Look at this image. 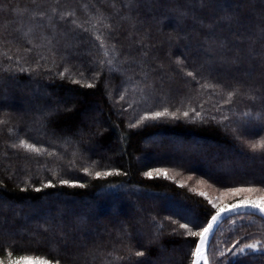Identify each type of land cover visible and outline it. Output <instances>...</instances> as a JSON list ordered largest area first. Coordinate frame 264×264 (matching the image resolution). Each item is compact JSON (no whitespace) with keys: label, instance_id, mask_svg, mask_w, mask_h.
<instances>
[{"label":"trees","instance_id":"obj_1","mask_svg":"<svg viewBox=\"0 0 264 264\" xmlns=\"http://www.w3.org/2000/svg\"><path fill=\"white\" fill-rule=\"evenodd\" d=\"M262 140L264 0H0L3 264H191L179 224L264 194ZM196 179L258 191L221 206ZM256 242L262 218L229 217L209 264H264L233 248Z\"/></svg>","mask_w":264,"mask_h":264},{"label":"snow or ice","instance_id":"obj_2","mask_svg":"<svg viewBox=\"0 0 264 264\" xmlns=\"http://www.w3.org/2000/svg\"><path fill=\"white\" fill-rule=\"evenodd\" d=\"M101 46H103V43H101ZM189 76L193 75L191 72L188 73ZM93 85L91 83H89L87 85V87H92ZM161 115H164V113H156L155 116L159 117ZM185 116H187V113H184ZM20 147L24 148L27 151H32V152H39L41 151V149H38L36 147H34L31 144L26 143L25 141L21 140L20 141ZM251 148L253 151L256 150H264V140L259 141L257 143H253L251 145ZM157 175H167V173L163 170L157 169L155 170ZM108 173H105V175H107ZM97 175L99 176L100 173H97ZM146 176H148L149 178H151L153 176L152 172H148L145 173ZM66 183V182H65ZM254 191H258V189H254V188H234L231 189V193L232 194H237V193H241V192H254ZM209 203H211V201H209ZM213 207H216V205H213ZM227 207V206H225ZM254 210H258L260 214H264V202H257L256 200H251L248 198H245L244 200H241L238 204H233L231 206L230 209H228L229 212H253ZM224 211V209H217L216 215L212 216L211 221H209L208 226L204 227L201 231L197 232L194 231V229L196 228V221L195 220H185L184 222H181L179 224V227L181 229H184L187 231L188 235L196 237H199V241L196 244L195 250L193 252L194 257L197 258V261L195 262V264H198V262L200 260L203 261V264H209L208 261V257L206 255V244H207V240H208V236L210 231L213 228V225L219 220L221 219V212ZM177 221H173V223H176ZM238 244L240 243L239 241L237 242ZM259 247H264L259 245L258 242L256 243H244L242 244V246L240 247H236L235 245L233 246V248L235 249V251L238 254H244L246 250H252L255 251L257 250V248ZM137 256H143L144 253L143 252H137L136 253ZM32 258L30 257H19L18 260H23L25 262L30 261ZM0 264H3V261H0ZM10 264H15V262H10ZM40 264H50V262L48 260H44L42 262H40ZM57 264H59V262H57Z\"/></svg>","mask_w":264,"mask_h":264},{"label":"rangeland","instance_id":"obj_3","mask_svg":"<svg viewBox=\"0 0 264 264\" xmlns=\"http://www.w3.org/2000/svg\"><path fill=\"white\" fill-rule=\"evenodd\" d=\"M194 144L196 146H201L199 143H196V142ZM171 147L174 149L175 152H178L179 153V154H177V157H179V160L180 159H182V160L184 159V156L182 154L183 152L184 153H190L192 151L191 149H187L188 151H186L185 150L186 148L180 147V145H178V143L177 144L176 143L175 144H171ZM191 147L193 148L195 146H192L191 145ZM180 149H181V151H180ZM232 164L233 165L230 164L226 168H228L229 170L232 168V166L235 168V166L237 165V162L232 163ZM203 170H206V168H204ZM214 170L216 172H220V171H224L225 169H223L222 167H216V168H214ZM187 179H193V178L192 177H188L185 180H187ZM194 181L195 182L193 183L194 184L193 186H195L197 188V190H199V192H201L202 195L206 196V198H208V200L215 201L214 203H216V204H221V206H224L223 204L225 203L224 202V199L226 198V195L228 194V197H230V194L229 193H231V192H220V191H217V189H215L212 186H210L204 180H198V179H196ZM243 193L244 192H241L239 194L240 195H243ZM246 193H244V194H246ZM244 196H248V195H244ZM245 198H247V197H245ZM245 198H243V199H245ZM253 200H256L257 202H264V194H258V195H256ZM227 207H231V206H227Z\"/></svg>","mask_w":264,"mask_h":264},{"label":"water","instance_id":"obj_4","mask_svg":"<svg viewBox=\"0 0 264 264\" xmlns=\"http://www.w3.org/2000/svg\"><path fill=\"white\" fill-rule=\"evenodd\" d=\"M230 208H231V207H227V208H225L224 211L221 212V217H222V218L219 219V220L213 225V228H212V230H211L210 233H209L208 240H207V244H206V254H207V251H208V247H209L210 241H211V239H212V236H213V234H214L216 228L218 227V225H219L222 221L226 220L227 218L232 217V216H236V215H240V214H254V215H256V216H258V217H260V218H262V219L264 220V214H260L258 210H254L253 212H250V213H249V212H229L228 209H230ZM214 215H216V213H215ZM214 215H213V216H214ZM211 219H212V216H211L210 219L207 221V224H206L205 227L208 226V223H209V221H211ZM196 261H197V258L194 257V255H193V258H192V262H191V264H195ZM198 264H203V261L200 260V261L198 262Z\"/></svg>","mask_w":264,"mask_h":264}]
</instances>
